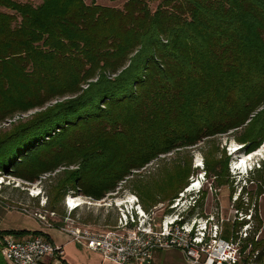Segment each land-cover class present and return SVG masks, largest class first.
Returning <instances> with one entry per match:
<instances>
[{
  "label": "trees",
  "instance_id": "obj_1",
  "mask_svg": "<svg viewBox=\"0 0 264 264\" xmlns=\"http://www.w3.org/2000/svg\"><path fill=\"white\" fill-rule=\"evenodd\" d=\"M121 1L0 0V172L28 183L54 173L46 208L57 225L69 191L101 199L201 142L207 187L218 190L233 181L214 138L233 134L248 153L264 141V0ZM164 167L156 191L131 179L145 211L169 206L196 172L184 156ZM255 172L240 189L248 199L264 194V168ZM260 223L241 240L243 264L264 261ZM38 234L0 231V264L4 237Z\"/></svg>",
  "mask_w": 264,
  "mask_h": 264
},
{
  "label": "rangeland",
  "instance_id": "obj_2",
  "mask_svg": "<svg viewBox=\"0 0 264 264\" xmlns=\"http://www.w3.org/2000/svg\"><path fill=\"white\" fill-rule=\"evenodd\" d=\"M85 2L89 3L90 0H85ZM95 2L97 4L116 8H121L123 3L121 0L115 2H110L109 0H95ZM32 3L36 4L38 0H32ZM154 8L155 5L152 4L151 9ZM35 111L36 110L29 111L20 115V120L30 117ZM7 127L8 124H4L0 126V129ZM232 135L233 134L230 133L219 135L213 140L215 144L219 146V150L225 151L226 155L229 157L228 172L230 175L229 180L233 181L232 184L229 183V185L223 186L218 190H212L207 187V181L203 172L204 161L202 153L207 148V142H201L186 150L180 149L161 155L143 169L134 170L131 176L118 184L114 192L107 193L105 196L108 199H114L115 197H123L128 193L136 195L132 192V178L148 181L150 188L156 191V187L163 185L160 183V179L166 171L164 166L169 167L170 163L177 157L184 156L187 159L191 158L192 168L196 170L195 175L188 179V184L182 192L178 193L177 198L170 203L171 205L169 204L168 206L167 202H165L151 207L148 211L142 208L145 213V225L147 227L149 225L154 231H160L171 220L177 223L184 221L183 224L187 229L191 230V237H198L195 238V241L201 240L199 247L204 249L205 256L203 257H218L229 247L235 252L236 264H243L242 260L244 254H240L239 249L241 240L245 239L246 236H252L254 228L256 225H259V222H261L260 228L255 234L254 240L264 238V194L256 196V192L253 191L251 192V199H248L246 194H244V196L241 195L240 189L245 184L244 181L254 176L256 173L255 171L264 168V159L260 161L259 168L254 167L252 170H249L251 166L248 163H242V161H244L246 155L256 151H259V155L264 157V141L254 151L248 153L242 149V144L233 140ZM235 148H240V150L233 153L232 150ZM53 177L54 173L45 174L35 183H28L13 178L10 185H4L0 189V231H33L36 229H45L49 235V239L55 245L65 242L66 239L68 240V238H66L67 236L56 230L58 229V225L56 224L58 219L56 216L52 219L48 217L49 222L54 225V228L51 229L43 227L34 216V214H45V212H49L46 208V189L51 181H53ZM16 183H19L20 186L15 187ZM197 183L199 184L197 185ZM164 185L166 186L167 184ZM189 189L191 190L189 191ZM29 191L32 193H39V196L36 198L30 197ZM203 191H206L204 199H202ZM113 193L115 194L114 196H112ZM44 201L45 204L43 206L42 203ZM138 201L142 207L139 198ZM237 204H239L240 209L237 208ZM61 208L65 213V218L62 220L63 224H79L91 230H108L113 229L117 223L116 210L113 207L82 208L71 213V215H69V221H65L67 215L63 204ZM246 208L249 210L245 213L244 210ZM56 214L60 217L58 213ZM254 214H256V218H253ZM249 215L252 217L249 218ZM240 223H242L241 226ZM232 225L235 226L234 236L230 237L229 240L222 239L221 235L225 234V229L232 227ZM200 229L202 231H200ZM21 238L22 237H15V239L19 241ZM73 247L76 248V253L80 255L78 257L75 256V264H100V259L94 257V255H92V253L80 242H73V244L67 249L65 248V250L73 251ZM253 260L254 256L250 258V261L253 262ZM102 262L105 264H113L106 261ZM252 262L248 264H252ZM142 264L188 263L179 249L171 248L168 250H156L152 258ZM262 264H264V261Z\"/></svg>",
  "mask_w": 264,
  "mask_h": 264
},
{
  "label": "built area",
  "instance_id": "obj_3",
  "mask_svg": "<svg viewBox=\"0 0 264 264\" xmlns=\"http://www.w3.org/2000/svg\"><path fill=\"white\" fill-rule=\"evenodd\" d=\"M12 179L13 177L0 172V189L4 185H10ZM18 186L19 183H16L15 187ZM114 195L113 193L112 196ZM29 196L36 198L39 193L29 191ZM42 204L44 206L45 201ZM62 204L67 215L65 221H69L71 213L82 208L113 207L116 210L117 223L113 229L91 230L86 226L67 223L58 225L56 229L66 235L70 242H80L89 251L98 253L103 261L113 264H142L149 261L156 250L177 248L188 264H236L235 252L229 247L228 251L224 250L218 257H203L204 249L199 247L201 240L195 241L198 237L192 238L191 230L184 224L171 220L160 231H154L149 225L147 227L145 213L134 194L128 193L114 199L106 196L93 199L69 191ZM45 214L38 213L34 216L43 227L54 228L48 217L52 219L55 213ZM1 254L7 264H65L63 247L55 245L44 233L31 235L20 241L13 236H6Z\"/></svg>",
  "mask_w": 264,
  "mask_h": 264
},
{
  "label": "crops",
  "instance_id": "obj_4",
  "mask_svg": "<svg viewBox=\"0 0 264 264\" xmlns=\"http://www.w3.org/2000/svg\"><path fill=\"white\" fill-rule=\"evenodd\" d=\"M30 231V230H29ZM33 231H40V232H42V233H44V234H46L47 235V237L49 236L48 234H47V232H46V230L45 229H36V230H33ZM58 231V230H57ZM63 234V233H62ZM66 236V235H65ZM26 238H28V236H25V237H22L21 238V240H25ZM49 238V237H48ZM67 238V237H66ZM71 244H73V242H70L69 240H67L66 239V241L65 242H63V243H57V245H60V246H62L63 247V251H64V256H63V262L65 263V264H75L76 262H75V256H80L79 255V253H76V248L75 247H73V251H71V250H68V251H66L65 250V248L67 249L69 246H71ZM88 250V249H87ZM78 252H80V251H78ZM91 253H92V255H94V257H96V258H99L100 260V264H105V263H103L102 261V257L98 254V253H95V252H92V251H90ZM73 253V254H72ZM88 264V263H87Z\"/></svg>",
  "mask_w": 264,
  "mask_h": 264
},
{
  "label": "clouds",
  "instance_id": "obj_5",
  "mask_svg": "<svg viewBox=\"0 0 264 264\" xmlns=\"http://www.w3.org/2000/svg\"><path fill=\"white\" fill-rule=\"evenodd\" d=\"M237 148H238V147H237ZM237 150H240V148L237 149ZM237 150H236V151H237ZM256 152H259V151H256ZM256 152L251 153V154H248V155H246V156L244 157V162H245V160H246L247 163L251 166V167L249 168V170H252L254 167H258L259 164H260V161H261L262 159H264L263 156L259 155L260 152H259V154L255 155ZM233 153H234V152H233ZM257 163H258V164H257ZM258 168H259V167H258ZM198 187H199V186H198Z\"/></svg>",
  "mask_w": 264,
  "mask_h": 264
},
{
  "label": "bare ground",
  "instance_id": "obj_6",
  "mask_svg": "<svg viewBox=\"0 0 264 264\" xmlns=\"http://www.w3.org/2000/svg\"><path fill=\"white\" fill-rule=\"evenodd\" d=\"M257 153L259 154V152H256L255 154L257 155ZM244 161H242V163H243ZM199 183H197V185H198ZM198 187V186H197ZM191 189H189V191H190Z\"/></svg>",
  "mask_w": 264,
  "mask_h": 264
}]
</instances>
